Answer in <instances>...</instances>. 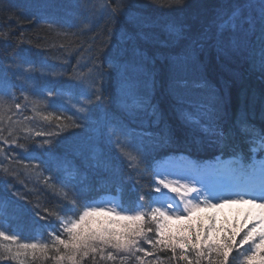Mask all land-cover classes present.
I'll return each mask as SVG.
<instances>
[{
	"label": "snow or ice",
	"instance_id": "6c2138e0",
	"mask_svg": "<svg viewBox=\"0 0 264 264\" xmlns=\"http://www.w3.org/2000/svg\"><path fill=\"white\" fill-rule=\"evenodd\" d=\"M162 2L169 7L181 8L187 4V0ZM68 6L61 0H37L33 5L37 11L53 14L51 21L41 17L50 30L57 23L54 18L56 11ZM83 7L88 15L81 22L83 27L72 36L84 34L90 26H95L97 19L106 16L109 24L101 52L108 57V68L112 71H103L102 65L95 64L97 57H90V68L87 64L80 65L69 74L68 81H50V86L45 85L47 95L43 96L44 89H35L28 82L36 79L37 74L40 77H62L63 73L50 72L43 62L36 65L26 54L15 53L5 71H11L13 77L21 81L19 91L23 102L13 91L15 85L0 75V154L6 155L11 150L3 145L26 148L25 144L18 143L19 132L30 133L31 130L13 119L28 104L33 105V110L38 106V102L29 100L26 93L31 92L47 100V97H57L58 89L77 90L81 97L79 106L74 105L76 112L81 114L77 119H89L93 104L98 109L104 108L105 75H118L121 84L134 98V106H126V115L120 123L106 119L101 138H104L106 129L110 143L129 162V168L138 169L146 146L165 144L172 139L171 131L166 126L161 127L163 115L151 96L147 91L142 94L138 91L150 59L143 45L154 37L151 29L158 21L142 11L138 0H96L85 3ZM97 13L101 15L97 17ZM164 31L170 42H183L187 49L186 57L172 65L168 84V91L180 106L185 125L193 132L203 133L216 145L227 146V142L234 138L230 133L240 135L246 140L249 153H264V126L251 123L243 115L228 125L227 96L207 79L198 55L209 48L225 57L247 54L253 66L258 65L264 73V0H221L212 16L196 31L192 25L176 18L165 23ZM12 34L9 26L0 25V42H10ZM64 35L67 37V33ZM73 43L75 41L70 39L61 47L67 50ZM85 68L87 71L83 70ZM52 103L48 101V106ZM44 119L51 117L45 116ZM56 119L62 117L57 116ZM68 119L70 123L65 128L82 127L77 120ZM44 135V132H35L37 137ZM25 139H31V136ZM33 144L34 149L26 150L43 149L51 154L52 140L33 141ZM0 171L5 175L15 174V170L8 167H0ZM65 171L71 178L78 169L69 165ZM238 172V179L225 175L215 182H208L192 173L155 171L153 190L158 196L146 204L141 197V202L131 208L110 200L92 199L84 193L83 187L72 185L71 179L45 177L44 183L58 191L59 206L44 208L47 215L40 216V219L54 218L52 223L41 226L44 231L25 233L13 223L15 213L21 210L17 202L0 198V261L12 264H46L49 260L52 264H100L101 261L115 264L119 261V264H126L134 259L138 264H162L159 259L148 261L145 257L170 250L171 259L184 264H204L205 261L207 264H229L234 249L238 251L240 247L249 245L242 254V264H256L258 255L259 264H264V252L261 251L264 249V160L258 167H240ZM163 189L178 194L179 203ZM225 204H248L252 209L246 213L245 226L225 236L222 244L210 242L212 237L209 233L214 230L212 225H209L207 233L192 232L189 227L186 231L192 233L190 236L177 238L169 234L170 220L190 218L195 211L217 209ZM253 209L260 211L255 213ZM112 217L130 223L116 230L113 227L116 220ZM248 223L252 226L247 227ZM240 232L243 236L237 241ZM141 242L150 245L152 251H148Z\"/></svg>",
	"mask_w": 264,
	"mask_h": 264
},
{
	"label": "trees",
	"instance_id": "16d2710c",
	"mask_svg": "<svg viewBox=\"0 0 264 264\" xmlns=\"http://www.w3.org/2000/svg\"><path fill=\"white\" fill-rule=\"evenodd\" d=\"M91 1L96 2V0ZM36 2L37 0H0V25L9 26V30L13 33L10 42H0L3 44V48L0 49V75L6 76L15 85L13 91L20 97L21 102H23L19 91L21 81L16 80L11 71H5L8 69L9 59L15 53L26 54L36 65L43 62L50 72L63 73L62 77H40L37 74L36 79L28 82L35 89H44L43 96L47 95L45 85L50 86V81H68L69 74L80 65L87 64L90 68L92 66L90 57H97L95 64L102 65L103 71H112L108 68V57L101 52L104 33L109 24L106 16L97 19L101 22L94 23L95 26H90V30H85L84 34L73 37L72 34L78 33V30L83 27L81 22L84 19L82 21L71 19L77 5L85 9L79 0H61L69 6L56 11L54 18L57 23L52 30L41 17H47L51 21L53 14L37 11L33 7ZM138 3L145 14L158 21V24L151 29L154 37L143 45L150 59L145 77L138 85V91L141 94L147 91L151 96L163 115L161 127L166 126L171 131L172 139L165 144L146 146L142 157L143 162L138 169H133L129 168V162L121 157L110 143L106 129H104V138H101V130L106 119L120 123L126 115V106L129 108L134 106V98L121 84L118 75H105L104 108L98 109L93 104L89 119H77L81 115L74 107V105L79 106L78 101L81 99L77 90L58 89V96L47 97V100L40 95L34 96L31 92L26 93L29 100L38 102V106L33 110V105L28 104L18 116L13 117L25 128L31 130L30 133L19 132L18 143L25 144L26 148L3 145L4 148L11 150L6 155L0 154V167L15 170L13 175H5L3 171H0V198L17 202L21 210L15 213L13 223L25 233H31L33 230L44 231L41 226L50 224L54 220V218L40 219V216L47 215L44 208L59 206L57 189L49 188L44 183V178L48 176L54 179H71L72 185L78 188L83 187L84 193L92 199L117 198L118 204L131 208L141 202V197L144 198L142 202L146 204L158 196L153 190L155 184L153 173L168 169L170 161L182 162L187 159L199 169L205 170L206 175H214L218 172L217 167L227 160H232L230 168L232 174L237 173L240 167L250 168L252 165L258 167L264 160V153L248 152L247 142L240 135L230 133L234 138L225 146L210 142L199 131L193 132L185 125L180 115V106L168 91L170 69L175 62L186 57L187 49L183 42L169 41L164 31L165 23L173 18L181 19L192 25L193 31H196L200 24L205 23L212 16L221 0H187V4L182 8L169 7L162 0H138ZM5 9L8 10L5 11ZM70 39L75 41L70 48L66 50L65 47H61L62 44L67 45ZM198 55L207 79L213 86L222 89L227 96L228 125L234 124L237 118L243 115L251 123L264 126V119H262L264 73H261L258 65L253 66L247 54L225 57L212 48ZM83 70L87 71V68ZM48 101H53L51 106H48ZM45 116H50L51 119L45 120ZM57 116L62 119L57 120ZM68 118L77 120L82 127L65 128L64 126L70 123ZM37 131L44 132L46 135L37 137L35 136ZM57 133L59 135H56ZM29 135L31 139H25ZM44 139L53 141L51 154L43 149L26 150L34 149L33 141L40 142ZM69 165L78 169L71 178L65 171ZM225 175L228 174L218 173L217 178L220 179ZM239 177V174H235L234 178ZM163 191L168 192L167 189ZM168 194L179 201L178 194L171 192ZM250 209H252L250 206H246L241 212L233 214L195 211L183 222L169 221L168 232L179 238L192 234L186 231L189 227L192 232L207 233L209 225H212L214 230L209 233L212 237L210 242L222 244L225 236L245 226V216ZM112 218L116 220L113 225L116 230H121L124 224L130 223L119 218ZM251 226V223L247 224V227ZM242 236L243 232H240V235L236 237L237 241ZM201 243H203V237ZM143 246L148 251H152L150 245L143 244ZM248 247L249 245H244L238 251L234 249L230 254L229 264H242V254ZM261 251L264 252V249ZM171 255L170 250L160 251L145 259L148 261L159 259L162 264H184L183 261L172 260ZM0 264H12V262L0 261ZM46 264H52V262L49 260ZM100 264H113V262L101 261ZM115 264H119V261ZM126 264H138V262L130 259ZM204 264L207 262L205 261ZM256 264H259V255Z\"/></svg>",
	"mask_w": 264,
	"mask_h": 264
},
{
	"label": "rangeland",
	"instance_id": "374dc122",
	"mask_svg": "<svg viewBox=\"0 0 264 264\" xmlns=\"http://www.w3.org/2000/svg\"><path fill=\"white\" fill-rule=\"evenodd\" d=\"M78 9H79V6H77L75 8V11L73 12V14L71 15V19H77V20H83L85 15L78 12ZM170 166H171V169H168L169 171H182V172H185V173H192V174H196L198 175L199 177L205 179L206 181L208 182H215L219 179H217L216 177H212V178H209V179H206V176H205V171L204 170H198L193 162L191 161H185L183 163H177L175 161H171L170 162ZM230 167H231V162H227V163H224L223 165L220 166L219 170L220 171H227L229 172V175H231L233 178L235 177V175L233 176L232 174H230ZM236 174H239V172H237ZM170 179H172L173 177H169ZM106 200H110V201H113L114 203H117L116 199L114 198H108ZM177 203H179V201H177V199H175ZM213 202H216V201H213ZM246 206H250L252 208L251 205H248V204H225L223 207L221 208H217V209H202V210H206V211H215L216 213H224V212H228L229 214H233L235 212L239 213L242 211V209L246 208ZM182 207V205H181ZM249 211V210H248ZM253 211H257V213L260 211L259 209H253ZM189 218H185V219H181V220H176V219H172L173 221H185Z\"/></svg>",
	"mask_w": 264,
	"mask_h": 264
},
{
	"label": "bare ground",
	"instance_id": "6f19581e",
	"mask_svg": "<svg viewBox=\"0 0 264 264\" xmlns=\"http://www.w3.org/2000/svg\"><path fill=\"white\" fill-rule=\"evenodd\" d=\"M89 1L92 2L91 0H79V2H81L83 5H84L85 3H88ZM76 7H77V6H76ZM78 12L84 14L85 16L88 15L87 11H86L85 9L81 8L80 6H79V9H78ZM99 14H100V13H97V17H99ZM30 19H31L32 21L34 20V18H30ZM80 21H82V20H80ZM99 22H101V20H96L94 23H95V24H98ZM104 23H106V22H104ZM2 45H3V44H0V49L3 48Z\"/></svg>",
	"mask_w": 264,
	"mask_h": 264
}]
</instances>
